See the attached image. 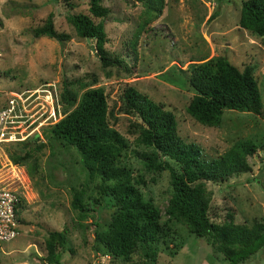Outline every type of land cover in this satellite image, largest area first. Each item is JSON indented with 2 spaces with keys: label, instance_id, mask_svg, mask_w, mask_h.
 Returning <instances> with one entry per match:
<instances>
[{
  "label": "rangeland",
  "instance_id": "374dc122",
  "mask_svg": "<svg viewBox=\"0 0 264 264\" xmlns=\"http://www.w3.org/2000/svg\"><path fill=\"white\" fill-rule=\"evenodd\" d=\"M101 3L107 14L97 17L88 13V0H0V99L10 91L37 89L39 95L28 99L35 107L28 109L45 116L50 103L40 88L52 84L56 98L54 117L35 124L32 135L21 140L26 143L0 149V179L21 200L19 228L13 238L0 243V264H54L45 258L51 229L64 230L56 248L62 253L60 264H226L216 245L165 213L168 171L143 168L137 155L145 148L136 142L138 118L125 110L122 94L132 87L169 109L178 134L199 143L205 159L218 156L237 139H251L255 148L245 155L244 171L204 181L210 192L208 213L217 222L228 212L234 222H264V45L237 24L241 0H163L160 14L149 20L138 0ZM78 11L103 23L106 38L101 51L110 63L102 64L94 39L90 46L66 19ZM212 11L214 16L208 17ZM48 14L55 30L67 33V39L36 34ZM218 56L238 69L252 65L260 112L223 109L218 125H204L185 110L193 93L188 78L194 65ZM64 83L75 94L71 102L61 98ZM92 86L102 87L106 121L126 142L119 160L132 178L143 177L136 184L141 199L155 209L165 233L159 235L153 259L140 251L128 259L114 256L94 238L93 230L107 228L117 209L113 195L100 190L101 184L110 186L113 180L102 183L100 175L89 173L80 152L51 132V124ZM74 190L87 211L71 205ZM237 264H264V244Z\"/></svg>",
  "mask_w": 264,
  "mask_h": 264
},
{
  "label": "trees",
  "instance_id": "16d2710c",
  "mask_svg": "<svg viewBox=\"0 0 264 264\" xmlns=\"http://www.w3.org/2000/svg\"><path fill=\"white\" fill-rule=\"evenodd\" d=\"M138 1L150 14L147 20L160 14L163 0ZM87 9L89 14L97 17L106 15L108 10L101 0H88ZM88 13L72 12L66 15V19L77 35L94 39L102 64H108L111 61L101 51L106 38L103 23L93 21ZM214 14L212 11L208 17ZM237 24L258 36L264 45V0H241ZM35 32L60 40L68 38L67 33L55 30L50 14ZM188 83L193 93L185 110L201 124L218 125L223 109L260 112V95L251 64L246 63L238 69L226 57L218 56L194 65ZM74 96L64 83L62 100L71 102ZM122 102L125 110L138 118L136 142L145 148L137 155L143 168L168 171L170 194L165 207L168 217L184 224L195 236L216 245L227 260L226 264H237L261 247L264 244V222L251 225L234 222L229 212L221 222L212 220L208 213L210 192L204 185L206 180L215 181L244 171L245 155L253 152L254 142L249 138L237 139L218 156L205 159L201 156L199 143L185 140L178 134L174 115L169 109L132 87L123 91ZM106 113L102 87H87L81 91L71 110L53 122L50 129L53 135L80 152L89 173L100 175L102 183L113 180L110 186L101 184L100 190L103 194L109 191L113 195L117 209L107 228L93 230L94 238L114 256L128 259L133 252L140 251L144 258L153 259L159 235L165 233L158 223L155 209L141 199L136 184L142 182L143 177L132 178L128 167L119 160L126 142L116 129L108 125ZM24 143L26 141L19 142ZM71 205L82 211L89 209L81 203L76 190L72 193ZM63 232V229L47 231L46 262L60 264L62 253L56 248L63 242Z\"/></svg>",
  "mask_w": 264,
  "mask_h": 264
},
{
  "label": "built area",
  "instance_id": "2783aa9c",
  "mask_svg": "<svg viewBox=\"0 0 264 264\" xmlns=\"http://www.w3.org/2000/svg\"><path fill=\"white\" fill-rule=\"evenodd\" d=\"M264 71V66L263 69ZM47 84L44 90L46 100L50 103L45 116L42 112L35 115L36 111L30 109L29 97L38 96L37 89L25 88L21 91H10V94L0 99V149L10 144L21 141L32 135L34 129L49 117H54V103L56 101L54 90ZM31 107L30 109H28ZM40 117V118H39ZM35 126V124H37ZM20 196L6 181L0 179V243L13 238L20 224Z\"/></svg>",
  "mask_w": 264,
  "mask_h": 264
},
{
  "label": "water",
  "instance_id": "95a60500",
  "mask_svg": "<svg viewBox=\"0 0 264 264\" xmlns=\"http://www.w3.org/2000/svg\"><path fill=\"white\" fill-rule=\"evenodd\" d=\"M85 39H86V41H87L88 43H90V39L88 38V36H85ZM89 45L92 46V43H90ZM260 185H262V184H260ZM262 187L264 188L263 185H262Z\"/></svg>",
  "mask_w": 264,
  "mask_h": 264
}]
</instances>
